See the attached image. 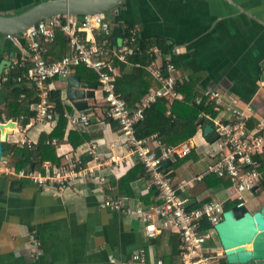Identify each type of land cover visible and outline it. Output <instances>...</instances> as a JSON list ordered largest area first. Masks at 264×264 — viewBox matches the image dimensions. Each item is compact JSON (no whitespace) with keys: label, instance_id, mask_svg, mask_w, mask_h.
Returning a JSON list of instances; mask_svg holds the SVG:
<instances>
[{"label":"crops","instance_id":"0c3cea01","mask_svg":"<svg viewBox=\"0 0 264 264\" xmlns=\"http://www.w3.org/2000/svg\"><path fill=\"white\" fill-rule=\"evenodd\" d=\"M38 1L0 0V12L19 13ZM104 16L113 30L118 27L121 31L117 39H124L128 27L136 26L139 40L164 48L175 64L177 82L192 80L196 95L217 88L226 100L253 106L249 126L264 119V79L260 77L264 60V0H125ZM80 37L99 43L103 34L82 31ZM117 39L114 45H118ZM43 46L44 57L49 61L71 51L61 30ZM149 56L145 69L156 77L149 69L153 67V57L150 53ZM29 63L28 43L22 35L0 33V122H16L1 141L0 160L6 159L10 171L0 170V264H109L110 257L126 260L139 247L145 249L148 259L160 257L165 262L172 250L170 238L174 231L163 230L147 237L143 223L134 215L100 206L106 197L126 196L131 206L158 201L156 190L136 157L125 146L111 148V143L119 138V129L116 120L104 114L105 101L97 74L82 66H75L69 74L94 86L93 96H85L86 106L81 109L67 97L64 77L48 80L51 92L57 93L60 108L50 102L57 114L55 121L35 123L32 118L38 100L36 87L26 76H12L16 69ZM109 64L115 80L139 65L132 58ZM182 98L180 92L179 98L162 99L172 102ZM76 111L90 114L87 127L70 124L64 115ZM61 112L65 120L60 121ZM206 123L211 125V119L199 124L195 133L184 140L192 145L186 156L165 163L178 195L186 199L188 206L195 207L214 198L223 203L233 200L228 197L231 183L212 174L193 180L214 160L215 148L206 137L212 131H203ZM22 137L29 144H20ZM91 144L102 153L119 157L117 162L106 160L96 168L103 176L100 189L89 175L63 189L50 184L36 186L17 176L19 170H36L43 162L60 165L77 159L83 165H92L88 151ZM186 181L190 184L178 187ZM244 196L247 199L244 204L250 211L264 203V189L244 192ZM213 235L208 244L222 250L220 243L217 246L213 241Z\"/></svg>","mask_w":264,"mask_h":264},{"label":"built area","instance_id":"2783aa9c","mask_svg":"<svg viewBox=\"0 0 264 264\" xmlns=\"http://www.w3.org/2000/svg\"><path fill=\"white\" fill-rule=\"evenodd\" d=\"M57 30L65 34L71 51L59 59L49 61L44 57L43 45L54 38ZM82 31L88 34L102 32L103 39L99 43L88 42L80 37ZM110 34V23L104 13L54 14L38 20L21 33L28 43L30 52L26 77L34 83L38 95V100L33 106L32 120L35 123L52 124L56 119V111L49 100L51 84L48 80L54 76H68L75 66H83L95 72L105 101L104 114L116 120L119 129V138L111 143V148L125 146L136 157L147 174L150 185L156 190L158 201L147 206L141 204L131 206L126 196L106 197L100 206L134 215L143 223L147 237H153L162 230L177 232L180 237L181 264H218L220 257L224 256L223 249L218 251L212 248L208 241L215 232L213 225L222 218L223 201L214 198L199 206L188 207L186 199L178 195V188L172 183L170 170L165 165L166 162L186 156L192 145L189 141L164 144L156 134L145 137L135 135V125L143 118L147 107L162 97L172 99L180 97L175 64L168 53L157 44H151L148 51L153 57V67L150 66L149 69L159 79L160 85L148 89L130 108L116 91L113 69L104 57L112 54L123 62L132 58L139 40L138 28L128 27L127 35L119 45H109L106 37ZM202 100L211 103L216 113L215 116L204 112L200 114V117L205 116L212 121L214 139L210 144L215 148L214 160L207 165L203 174H197L193 180H199L206 174L227 176L231 182L228 197L236 199L237 205L244 204V192L254 190L260 182H264V166L256 157L264 154V119L258 120L252 127L249 126V120L254 115L253 106L250 103L238 105L234 99L226 100L217 88L208 89L203 95H195L192 102L200 103ZM64 115L72 125L87 127L90 124L88 112H65ZM19 143L29 144V141L22 137ZM88 151L94 162L92 165H83L77 159L60 165L43 162L39 169L19 170L17 176L29 180L36 186L50 184L63 189L70 182L89 175L97 184V189H100L103 176L96 168L106 163V160L117 162L119 157H114L109 152L102 153L97 150L95 144H91ZM6 163V159L0 160V170L10 171ZM188 183L190 184L188 181L182 182L178 187L182 188ZM203 219L209 222V227H200ZM108 262L164 264L160 257L148 259L143 247L132 250L126 260L110 257Z\"/></svg>","mask_w":264,"mask_h":264},{"label":"water","instance_id":"95a60500","mask_svg":"<svg viewBox=\"0 0 264 264\" xmlns=\"http://www.w3.org/2000/svg\"><path fill=\"white\" fill-rule=\"evenodd\" d=\"M125 0H40L29 8L13 14L0 12V33L16 36L33 26L38 20L54 14L83 15L105 13L121 5ZM124 34V32H123ZM117 39V44L122 42ZM261 79H264V60L261 63ZM66 82L67 97L81 109L86 106V97H92L94 86L81 82L77 75H68ZM16 122H0L1 141L11 132ZM203 131H212V126L204 124ZM223 255L228 264H264V203L259 209L250 211L245 204H234L222 212L220 221L213 225Z\"/></svg>","mask_w":264,"mask_h":264},{"label":"trees","instance_id":"16d2710c","mask_svg":"<svg viewBox=\"0 0 264 264\" xmlns=\"http://www.w3.org/2000/svg\"><path fill=\"white\" fill-rule=\"evenodd\" d=\"M120 34L121 31L118 27L114 30L112 29L111 34L106 37L109 45L116 44V39ZM151 44L152 42L138 40L135 48V54L132 56V59L133 61L139 63V65L133 67L129 74H124L116 78V91L122 96V98H124L129 107L133 106L135 102L140 100L149 86L157 88L160 85L159 80L151 75L147 69H145V65H147L150 61L148 48ZM162 50L165 52L164 48ZM106 59L114 64L123 62L118 60L112 54H108ZM26 69L27 67L23 69L18 68V70L16 69V71L12 73V76L21 74L23 78H25ZM88 73L93 74L92 72ZM177 89L183 94V98L181 100H173L172 102H169L166 99H162V97L144 110L143 118L135 125V135L137 137H145L156 132L158 138L163 143H179L191 137L195 133L199 124L208 122V118L204 116L199 117V113H209L211 116L216 114L211 103H206L203 100L200 103L192 102L193 97L196 95V90L192 80L187 79L182 82H177ZM51 91L49 96L50 102L52 103V101H54L56 107L60 108V101L57 93H53ZM61 120H65V118H63L62 112L60 113V121ZM51 137L52 132L50 133L49 138ZM206 137L208 140H213L214 134L212 132L208 133L206 134ZM256 157L259 159L262 166H264V154H259ZM215 177L218 180L227 181V184L231 183L229 177L227 176ZM262 189H264V182H260V184L254 190L259 191ZM237 202L238 201L236 199L226 201L223 203L224 210L230 208ZM188 207L194 206L189 205ZM209 226V222H207L206 219H203L200 227L207 228ZM173 239H175V242ZM170 240L172 250L171 253L165 258L164 264H181L179 234L175 232L172 234ZM226 263L225 257H220L218 264Z\"/></svg>","mask_w":264,"mask_h":264},{"label":"rangeland","instance_id":"374dc122","mask_svg":"<svg viewBox=\"0 0 264 264\" xmlns=\"http://www.w3.org/2000/svg\"><path fill=\"white\" fill-rule=\"evenodd\" d=\"M245 195H246V194H245ZM246 200H247V199H246V196H244V201L246 202ZM248 202H250V201H248ZM248 202H247V204H248ZM212 234H214V235H213V236H214V237H213V241H215V243H216L217 246H220L219 243H218L219 241H218V238H217L216 233L213 232Z\"/></svg>","mask_w":264,"mask_h":264}]
</instances>
